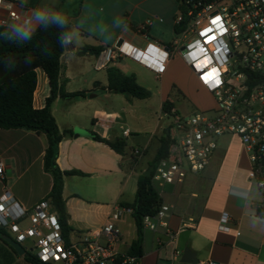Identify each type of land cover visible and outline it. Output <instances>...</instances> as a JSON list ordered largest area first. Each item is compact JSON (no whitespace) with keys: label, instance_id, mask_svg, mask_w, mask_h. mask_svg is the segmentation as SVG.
<instances>
[{"label":"crops","instance_id":"obj_1","mask_svg":"<svg viewBox=\"0 0 264 264\" xmlns=\"http://www.w3.org/2000/svg\"><path fill=\"white\" fill-rule=\"evenodd\" d=\"M7 1L16 4V10H25V15L31 21L29 26L33 30L41 23L34 16L37 8L46 9L49 14L62 13L68 20L70 34L65 43L67 50H64L59 59L58 84L65 93L83 92L84 97L63 99L57 96L51 106V114L59 132L71 131L58 144L56 164L62 172L75 171L82 174L63 176L62 198L70 228L68 239L77 240L88 233L98 234L115 208H122L119 220L114 223L119 239L112 245L119 255L128 256L130 245L136 239V229L131 211L121 204L134 201L138 176L152 163L159 138L167 133L169 135V132L165 128L156 129L142 146L132 147L130 139L136 138L134 135L138 131H132L128 127L129 112L107 111L98 107V104H92L90 112H70L69 103L73 100L86 99L89 103L98 96L112 100L121 95L106 92L88 97V93L107 86V74L100 77L99 73L116 66L125 57L103 64L102 52L96 57L90 54L80 55L78 51L84 46L99 47L103 51L115 45L119 39L141 48L146 40L138 33V29L148 19L151 20L147 30L149 39L168 45L163 42L164 35L159 26L172 27L173 31L176 18L172 17L174 2L137 0L129 13L126 7L122 8L121 15L124 12L125 17L119 19L108 9V0L96 1L95 8L104 6L107 18L96 27L94 33L71 23L81 15L86 0L79 1V12L75 16H69L68 10L63 11L61 8L63 3L70 2L71 5L74 0ZM136 12L143 14L144 18L130 27L128 20ZM6 17V12L0 9V20ZM7 26L14 27L11 23ZM85 59L89 61L87 63H91L90 59H93V71L86 67ZM120 72L130 75L121 69ZM36 79L32 106L34 109H41L50 89L42 71H36ZM165 100L171 102L165 97L162 103ZM59 107L62 112H55ZM91 134L110 143L123 141L122 155L117 154L107 143L96 141ZM47 144L44 134L23 129H0V163L3 166L0 195L7 189L25 209H30L47 198L52 186L50 175L43 171V156ZM239 146L243 151L240 144ZM220 152L217 148L207 168L199 174L188 175L183 183L153 187L161 204L173 207L166 218L169 233L160 225L154 231L143 229L142 257L138 258L140 264H182L180 260L186 249L193 254L196 264L206 261L218 264H264V217L258 213L261 197L247 180L249 163L237 152ZM222 212L228 213L230 217L228 232L218 229ZM146 231L150 232L149 246L146 245ZM99 240L106 241L103 237H99ZM22 257L13 254L0 242V264H19V261L28 264Z\"/></svg>","mask_w":264,"mask_h":264},{"label":"built area","instance_id":"obj_2","mask_svg":"<svg viewBox=\"0 0 264 264\" xmlns=\"http://www.w3.org/2000/svg\"><path fill=\"white\" fill-rule=\"evenodd\" d=\"M176 1L181 10L174 20L179 39L166 46L151 41L147 35L151 25L148 19L138 29L146 40L143 47L122 39L119 46L117 41L102 51L101 62L129 58L159 77L173 56H181L198 84L213 96L215 107L211 114L188 117L170 110L177 136L170 137L167 156L153 165L152 186L181 184L188 175L203 172L217 149V139L232 136L247 156V180L261 197L258 213L264 217V0ZM15 6L0 0V9L7 14L0 26H29L25 10H16ZM2 167L0 163V174ZM172 208L161 204L154 216L143 217V229L154 231L160 225L169 233L166 218ZM122 211L116 207L98 234L66 240L47 198L25 209L5 189L0 195V228L43 264H140L135 256L119 255L112 245L119 239L114 223ZM229 221L228 213L222 212L218 229L228 232ZM99 237L106 241L101 242Z\"/></svg>","mask_w":264,"mask_h":264},{"label":"trees","instance_id":"obj_3","mask_svg":"<svg viewBox=\"0 0 264 264\" xmlns=\"http://www.w3.org/2000/svg\"><path fill=\"white\" fill-rule=\"evenodd\" d=\"M16 27V26H14ZM13 27L0 26V129H23L37 134H44L47 138V148L43 156V171L50 175L52 186L47 195L51 208L56 212L61 227L62 235L67 240L70 228L67 225V216L62 198L63 176L82 175L79 172H62L56 164L58 144L61 139L70 135V130L59 132L56 122L51 114V106L57 96L63 99L84 97L83 92L65 93L58 84L59 59L64 53L62 40L68 38L70 27L68 20L61 26L49 20L41 22L33 30L28 40H24L12 31ZM173 32H179L174 25ZM102 48L84 46L79 49L80 55L90 54L98 56ZM42 71L48 81L50 93L45 99L41 109H34L32 96L36 87V71ZM107 86L99 91L88 93L90 96L101 93H121L136 99H147L150 92L138 85L134 75H124L118 69L110 67L106 70ZM173 104L165 100L161 105L163 113L169 115ZM96 141L107 143L117 154L122 155L124 142L113 143L104 141L96 134H91ZM172 143L168 133L159 138V145L152 163L164 158L168 154ZM122 207L129 209L136 229V239L130 245L129 256L142 257L143 227L142 219L145 216H154L161 205V200L151 184L150 175L140 174L136 182V191L132 203H123ZM6 232L0 228V235ZM3 243L13 254L15 251ZM22 259L28 264H43L31 254H25ZM115 264H120L116 262Z\"/></svg>","mask_w":264,"mask_h":264},{"label":"rangeland","instance_id":"obj_4","mask_svg":"<svg viewBox=\"0 0 264 264\" xmlns=\"http://www.w3.org/2000/svg\"><path fill=\"white\" fill-rule=\"evenodd\" d=\"M79 1L80 0H74L71 5L70 2L69 4H67V2L63 3L61 8L63 11L68 10L69 16H75L79 12ZM96 1L99 2L101 0H86L81 10V15L78 19H75V21H71L72 25L85 27L89 31L95 33L96 27L103 23L107 18L106 15H104L106 12V8L104 6H98V8H95V3H97ZM136 1L137 0H108V9L112 11L113 15H116L117 18H124V12L121 15L122 8L126 7V11L129 13L132 10V5L135 4ZM173 2L174 13L172 17H175L181 10L179 4L174 0ZM136 13L137 14L133 16L132 19L128 20L130 27H133L134 24L144 18V15L140 12ZM159 28L161 33L164 35L163 42L165 44L169 45L175 39L180 38L179 35L177 36L172 31V27L167 28L165 25H160ZM87 61L88 60L85 59L84 64L87 68H89V70H92L93 59H90L91 63H87ZM113 68H116L119 71L121 69L126 74L134 73V77L137 79L138 84L150 92V97L140 100L118 93L121 95H118L116 99L112 100L102 98L101 96H98L97 99L93 98V101H90L89 103L86 99L79 101L73 100L69 103V111L90 112L92 111V104H98V107H102L107 111L129 112L127 114V119L129 121L128 127L132 131H138V134L134 135L137 136V139L135 137H133L135 138L134 140H132L133 138L130 139L129 144L132 147H136L137 145L142 146L143 142L149 138L151 133L156 129L161 130L165 128L168 130L170 137L177 136L172 117L161 111L162 99L165 97H168L172 102L173 109L177 110L180 115L185 117L203 112L211 114V111L215 107L213 96L198 84L190 68L187 66L184 59L179 55L174 56L170 60L165 72L160 77H156L155 75L142 69L136 63L127 58H123L118 61L116 66H113ZM105 73V71H101L99 76L102 77ZM88 97H90V95H88ZM60 107L55 112H62ZM238 143L240 144V142L232 136L219 137L217 139V148L220 149L221 152H237L238 155L247 162V156L244 150L241 151ZM8 235L11 237L10 234ZM145 236L146 245L149 246L150 232L146 231ZM25 246L29 249L27 244H25ZM26 253L30 254L29 250ZM19 262V264H23L22 261Z\"/></svg>","mask_w":264,"mask_h":264},{"label":"clouds","instance_id":"obj_5","mask_svg":"<svg viewBox=\"0 0 264 264\" xmlns=\"http://www.w3.org/2000/svg\"><path fill=\"white\" fill-rule=\"evenodd\" d=\"M34 16L37 21L47 22L51 20L61 26H63L67 22V18L64 14L59 12H54L49 14L48 10L46 9L37 8V10L34 13ZM26 23L30 25L31 21H28ZM12 31L24 40L30 39V37L33 34V29L30 26L29 27L16 26L13 27ZM66 42H67L66 40H62V45Z\"/></svg>","mask_w":264,"mask_h":264},{"label":"water","instance_id":"obj_6","mask_svg":"<svg viewBox=\"0 0 264 264\" xmlns=\"http://www.w3.org/2000/svg\"><path fill=\"white\" fill-rule=\"evenodd\" d=\"M121 42H122V39H119L116 46H119L121 44ZM64 50L65 51L67 50L66 44L64 45ZM152 169H153V165H151L142 175L148 177L150 175ZM0 239L4 243H6L9 247H11L18 256H24L26 254L25 250L19 244L14 242L7 235L1 234ZM180 263H182V264H196V260L193 256V254L188 249H186V250H184V252L182 254V258L180 260Z\"/></svg>","mask_w":264,"mask_h":264},{"label":"snow or ice","instance_id":"obj_7","mask_svg":"<svg viewBox=\"0 0 264 264\" xmlns=\"http://www.w3.org/2000/svg\"><path fill=\"white\" fill-rule=\"evenodd\" d=\"M210 39H211V37H210Z\"/></svg>","mask_w":264,"mask_h":264}]
</instances>
